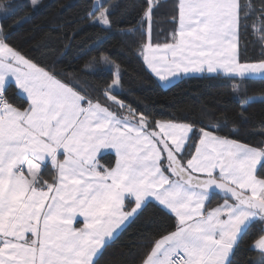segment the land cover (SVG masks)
<instances>
[{"label": "snow or ice", "instance_id": "1", "mask_svg": "<svg viewBox=\"0 0 264 264\" xmlns=\"http://www.w3.org/2000/svg\"><path fill=\"white\" fill-rule=\"evenodd\" d=\"M88 8L89 24L105 31L121 12L138 13L123 34L139 33L138 55L164 86L204 74L239 81L241 125L264 105V93L248 94L250 83L264 84V0H91ZM165 9L172 27L161 42L153 30ZM15 10L0 0V264H101L152 207L168 220L156 222L137 264H264V119L253 142L238 128L224 133L234 122L226 113H209L214 124L150 119L118 99L120 66L106 55L84 66L115 70L101 102L14 46ZM249 29L258 57L248 54Z\"/></svg>", "mask_w": 264, "mask_h": 264}, {"label": "trees", "instance_id": "2", "mask_svg": "<svg viewBox=\"0 0 264 264\" xmlns=\"http://www.w3.org/2000/svg\"><path fill=\"white\" fill-rule=\"evenodd\" d=\"M16 6L15 16L9 21L12 42L15 47L27 57L40 62L41 66L54 64L57 73L63 74L66 83L75 80L101 102L104 97L102 90L110 84L115 75L113 68L94 64L85 70L93 57L108 56L120 66L121 86L118 99L138 112L157 120H173L176 122H192L204 120L214 124L209 113L220 115L226 113L233 118L224 129H241L243 142H253L258 139L261 130V120L264 119V105L254 104L248 112L249 123L241 125L237 117L242 109L234 101L232 85L239 81L227 79H210L207 75L189 76L175 82V86L163 87L158 79L146 70L138 55L139 33L135 37L124 35L123 32L138 26V13L129 9L121 12L117 23L111 31L101 27L91 26L87 19L88 5L91 0H40L33 7L31 0H10ZM136 3L138 0H128ZM162 10L154 25L153 38L163 42L164 35L171 29L166 15ZM159 33V34H158ZM248 54L258 57L261 54L260 44L249 29L247 37ZM71 84V86H75ZM249 95L264 93V84L253 82L248 85ZM15 89H13V94ZM110 103V102H109ZM203 126V125H201ZM114 162L113 157L101 160L107 165ZM51 172V169H48ZM222 202L216 198L214 205ZM160 219L168 220L157 207L146 210L125 231L117 242L103 256L101 264H137L146 238L151 236ZM170 223V221H169ZM256 258V253L240 254Z\"/></svg>", "mask_w": 264, "mask_h": 264}, {"label": "rangeland", "instance_id": "3", "mask_svg": "<svg viewBox=\"0 0 264 264\" xmlns=\"http://www.w3.org/2000/svg\"><path fill=\"white\" fill-rule=\"evenodd\" d=\"M204 75H207V74H204ZM195 76H198V75H195ZM163 87H166L164 86V84L162 82H159Z\"/></svg>", "mask_w": 264, "mask_h": 264}, {"label": "crops", "instance_id": "4", "mask_svg": "<svg viewBox=\"0 0 264 264\" xmlns=\"http://www.w3.org/2000/svg\"><path fill=\"white\" fill-rule=\"evenodd\" d=\"M181 79H182V78H181ZM179 80H180V79H179ZM179 80H177V81H179ZM177 81H176V82H177ZM78 220H79V221H82V218H78Z\"/></svg>", "mask_w": 264, "mask_h": 264}]
</instances>
